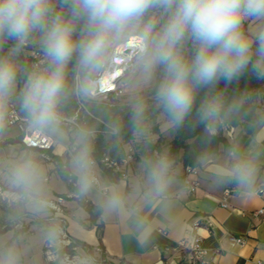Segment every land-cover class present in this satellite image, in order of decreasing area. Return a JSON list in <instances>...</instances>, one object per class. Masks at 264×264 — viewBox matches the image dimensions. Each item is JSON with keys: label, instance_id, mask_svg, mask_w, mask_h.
<instances>
[{"label": "clouds", "instance_id": "obj_1", "mask_svg": "<svg viewBox=\"0 0 264 264\" xmlns=\"http://www.w3.org/2000/svg\"><path fill=\"white\" fill-rule=\"evenodd\" d=\"M29 48L38 50V62L24 58ZM245 74L264 81V0H0V136L15 107L30 137L0 156L12 225L0 242V264H24L28 248L20 228L26 218L59 252L61 228L50 218L49 166L38 139L56 147L59 171L77 201L94 198L99 215L119 220L147 247L150 213L166 218L182 191L170 145L151 149L150 113L158 111L169 137L202 127L201 142L210 143L223 126L249 116L264 136V86L227 94ZM105 94L113 97L115 112L103 104ZM73 102L100 114L113 149L125 127L144 146L129 188L101 180L97 126L69 124ZM212 157L205 151L199 160L212 163L217 186L235 187L239 199L256 190L264 143L232 142L221 161ZM73 264H99V258L82 250Z\"/></svg>", "mask_w": 264, "mask_h": 264}, {"label": "crops", "instance_id": "obj_2", "mask_svg": "<svg viewBox=\"0 0 264 264\" xmlns=\"http://www.w3.org/2000/svg\"><path fill=\"white\" fill-rule=\"evenodd\" d=\"M24 58L29 61L27 54ZM225 136L228 146L232 142H238L243 147H247L253 139L257 143H264V136L252 128L249 121H242L230 127L225 132ZM16 144L18 148L22 146L19 141ZM127 145L122 148L119 158L113 159H122ZM228 146L221 147L216 154H213L212 162L221 161ZM136 147L137 144H134L132 158L123 170L106 169L97 160L101 180L122 183L126 189L129 188L136 177L137 165L142 156L140 149ZM45 152L52 159L48 161L51 164L49 173L57 174L65 183L62 188L49 189L51 204L58 196L65 198L60 212L50 209V217L63 222L65 232L79 246L78 253L82 250L95 252V248L100 247L104 261L99 264H188V254L178 247V241L195 222L199 223L195 234L200 238L202 247L209 253L217 252L214 264H264V216L254 215L255 210L264 206V198L252 193L239 199V192L234 187L236 191L226 199V207H222L221 198L224 189L233 186H217L213 182L212 163H200L194 176L198 181L197 188L192 192L183 189L179 191L177 196H174L172 210L166 218L158 216L155 211L150 213L154 220L152 235L148 246L141 247L127 234L123 223L114 218H104L96 212L94 198L83 202L77 201L73 196L72 187L63 179L59 171L61 158L57 154L56 147ZM184 167L180 161H175L181 188ZM260 182H264V168L258 178V183ZM4 191L10 194L8 190ZM86 205L91 206V209L89 210ZM7 223L9 224V220L6 225ZM35 224L36 221L26 218L20 229L26 230V233L32 236V239L26 238L24 243L28 244V251L30 246L35 245L33 250L40 256L35 264H45L42 255L44 241L40 238ZM231 237H243L244 242L239 245ZM95 253L100 259L99 254Z\"/></svg>", "mask_w": 264, "mask_h": 264}, {"label": "built area", "instance_id": "obj_3", "mask_svg": "<svg viewBox=\"0 0 264 264\" xmlns=\"http://www.w3.org/2000/svg\"><path fill=\"white\" fill-rule=\"evenodd\" d=\"M28 51V58L29 62H38L39 54L38 50L35 48H29ZM79 109H83L86 111V107L79 104ZM78 111V110H77ZM89 114L88 111H86ZM69 124L83 122L82 120L79 121L77 119V113L71 117H67ZM14 125L17 127L19 131V138L18 141L20 145L26 146L27 141L30 139L28 133L24 129L22 124L21 115L18 112V109L12 107L9 111L8 122L7 126ZM38 144V149L44 154V158L46 161H51V157L45 152L51 150L55 147L53 144L49 143L47 140L38 139L34 141ZM155 140H152L154 143ZM157 149H154L155 151ZM134 153V144L129 143L127 145L125 156L120 159L116 160L111 158L108 154H102V156L98 159V162L106 169H113V170H123L125 168L126 163L132 158ZM124 172H122L123 174ZM197 173V167L192 166H185L184 167V176H183V186L182 189L186 192L194 191L198 186V181L194 178ZM125 174V173H124ZM236 191L234 187L224 189L222 193V200L221 206L226 207V199ZM256 196L260 198H264V182H260L257 184L256 190L253 192ZM74 196V195H73ZM177 196V195H176ZM64 197L58 196L55 199V202L51 204V208L55 212L61 211V204L64 202ZM255 216H264V206L260 207L259 209L254 211ZM51 219L55 220V222L61 228V240L59 242V252L57 253L55 248L49 247L45 242L42 247V255L44 257L45 264H73V260L76 255L79 253L77 252L79 246L71 239L67 233L65 232L64 224L62 221L56 219L55 217H50ZM199 225L198 222L192 224V226L186 230L185 235L182 239L178 241V247L185 250L188 254L189 263L188 264H214V257L216 256V251H212L209 253L206 249L202 247L200 238L195 234V229ZM235 243L242 245L244 242L243 237H231ZM95 252H97L100 256L99 262H103V251L100 247L95 248Z\"/></svg>", "mask_w": 264, "mask_h": 264}, {"label": "trees", "instance_id": "obj_4", "mask_svg": "<svg viewBox=\"0 0 264 264\" xmlns=\"http://www.w3.org/2000/svg\"><path fill=\"white\" fill-rule=\"evenodd\" d=\"M264 86V81H258L255 79L254 76L251 74H245L244 77L241 78L238 84L234 83L233 85H230L227 90V94L231 96L234 94V92L239 88L243 89L245 87L255 88V87H261ZM219 87L223 88L224 85L221 83ZM103 104L107 107V109L111 112H115L117 110L116 103H108L103 102ZM77 107V103L73 102L66 110L67 115H72ZM89 115H85V118L83 121H88L89 123H93L97 126V139H96V151L95 156L96 160H98L102 154L108 153L112 158L118 159L120 154L122 153V148L125 144L133 143L137 144V147L141 155H144L145 149L144 146L140 143L134 142L130 132L128 131L127 127L124 129V133L122 136V139L119 143V146L113 149L110 145V143L105 141V138L103 136V130H104V123L103 118L100 116V114L92 108H88ZM158 111L150 113V120L152 123V130L154 132H158L157 125H156V117L158 115ZM120 115L122 118L126 121L127 120V114L126 112H121ZM251 116L248 118L237 121L235 123H230L228 125L236 126L242 121H250ZM203 134L202 127H198L195 129V131H190L188 128H184L178 135H175L174 137H171V139L168 141L166 145H170L172 152L174 153L175 161H180L184 166H192V167H198L200 165L199 157L200 155L205 152L209 151L213 154H216L221 147L228 146V142L226 140L225 133L220 129L218 133L212 138L210 143H203L201 142V136ZM18 140H8L3 143H0V147L4 146L9 143H17ZM162 147L161 140L159 137L156 138V141L151 144V149H160ZM108 174H111L109 171H107ZM69 185L72 187V185L69 183ZM86 207L90 210L91 206ZM103 261H104V255H102Z\"/></svg>", "mask_w": 264, "mask_h": 264}, {"label": "rangeland", "instance_id": "obj_5", "mask_svg": "<svg viewBox=\"0 0 264 264\" xmlns=\"http://www.w3.org/2000/svg\"><path fill=\"white\" fill-rule=\"evenodd\" d=\"M26 54L28 55V51H26ZM103 102H108L110 104L114 103V99L111 96V94H105V96L103 97ZM78 110V111H77ZM86 111H88V108L86 107ZM83 109H79V104L77 103V107L74 111V113L72 115H67V117H71L74 114L77 113V119L80 120H84L85 115H87V112ZM89 112V111H88ZM89 115V114H88ZM156 125H157V129L158 132H154L153 131V139L156 141V138L159 137V139L161 140V145L162 147L165 146L168 141L171 139V137H169L164 128H163V120L162 118L159 116V114L156 117ZM230 125H225L223 126L221 129L222 131L225 133L227 130L230 129ZM8 130L7 133L3 136H0V143H3L5 141H12V140H18L19 138V131L17 129L16 126L11 125V126H7ZM18 149V146L16 143H9L6 144L4 146L0 147V156H6L8 154H10L11 152L15 151ZM45 163L49 166V168L51 167V164L48 163V161H45ZM49 189H54L55 188H62L64 187L65 183L59 178V176L57 174H52L49 173ZM4 190H7V188L3 185L0 184V242L3 241H7L12 229V225L9 223H7L8 225H6L7 222V218L9 215V209L7 206V201L9 199L10 194L5 193ZM20 231L24 234V238H28V239H32V236H29V233H26V230L24 229H20ZM24 239V241H25ZM26 246L28 245L27 243H25ZM32 245V244H29ZM34 246H30L29 251L27 252L25 259H24V264H35L37 261V258L40 259L39 255L35 254V251L33 250ZM28 248V246H27ZM37 256V257H36Z\"/></svg>", "mask_w": 264, "mask_h": 264}, {"label": "bare ground", "instance_id": "obj_6", "mask_svg": "<svg viewBox=\"0 0 264 264\" xmlns=\"http://www.w3.org/2000/svg\"><path fill=\"white\" fill-rule=\"evenodd\" d=\"M120 61H119V59H117V63H119Z\"/></svg>", "mask_w": 264, "mask_h": 264}]
</instances>
